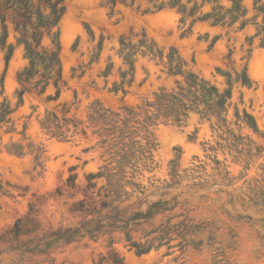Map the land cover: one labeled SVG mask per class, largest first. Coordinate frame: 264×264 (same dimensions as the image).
Returning <instances> with one entry per match:
<instances>
[{"label": "rangeland", "instance_id": "obj_1", "mask_svg": "<svg viewBox=\"0 0 264 264\" xmlns=\"http://www.w3.org/2000/svg\"><path fill=\"white\" fill-rule=\"evenodd\" d=\"M167 1L135 0L132 6L117 3L111 13L107 0H67L59 22L64 84L59 97L46 99L55 93L51 85L42 95L26 93L23 104L15 108L7 123L0 125V233L25 216L29 231L20 234L19 240L39 238L50 230L74 225L86 215V210L75 209V202L82 198L80 188L86 182L85 174L97 171L109 160L91 130L85 134L78 131L67 139L44 134L40 120L46 110L54 109L59 115L68 110V116L85 120L86 110L94 100L113 110H120L123 105L135 107L145 99L151 100L161 87L170 90L179 78L168 76L156 60L137 55L132 82L127 85L128 75L125 92L112 91L113 84L121 81V71L128 68L118 54L121 35L135 43L143 30L165 52L174 46L187 62V68L220 90L228 86L224 72H230L227 113L230 128L252 141V153L256 152V146L264 147V46L259 45L258 38L249 44L254 28L236 31L196 22L185 30L189 20L180 25L176 8L153 7ZM219 2L226 4L227 0ZM251 2L243 0L247 7ZM210 6L211 3H205L202 9L208 10ZM215 36L217 39L213 40ZM8 40L13 42L11 26ZM4 56L5 50L0 49V102L6 97L14 107L19 84L16 75L26 60L22 46L14 48L7 63ZM244 65L251 86L236 78ZM236 110L251 114L258 132L247 127L238 131L234 124ZM150 131L156 144L153 162L138 164L139 171L133 180L144 189V194L138 196L148 195L152 200L176 196L179 201L176 212L187 211L195 219L207 222L208 228L215 232L211 246L200 250L189 248L183 253L176 246L167 255L162 247L137 255L123 234L114 232L95 240L82 238L59 244L45 254L5 252L0 255V264H208L213 255L230 264H264L261 225L230 217L260 216L249 204L247 195L260 183L264 150L261 155H249L245 150L237 152L231 138L225 140L226 134L213 130L195 113L181 124L158 122ZM136 138L141 140L140 136ZM17 144L22 146L21 154L15 153L20 150L14 147ZM175 157H179L178 177L170 174V161ZM71 167L74 169L70 170ZM73 173L77 174L79 185L75 189L66 184V178ZM231 197L234 203L228 202ZM9 244L2 240L0 249ZM113 257L120 263H113Z\"/></svg>", "mask_w": 264, "mask_h": 264}, {"label": "trees", "instance_id": "obj_2", "mask_svg": "<svg viewBox=\"0 0 264 264\" xmlns=\"http://www.w3.org/2000/svg\"><path fill=\"white\" fill-rule=\"evenodd\" d=\"M135 0H107L110 12L117 3L132 6ZM67 0H0V49L5 50V62L12 56L16 46H22L23 58L26 64L17 72L18 87L15 90L17 101L12 107L6 97L0 102V125L10 120L11 113L17 106L23 104L24 95L34 92L37 95L45 93L51 85L54 95H47V100H56L64 85L61 69V41L59 22L66 10ZM205 3H211L208 10H203ZM176 8L180 15L179 23L185 30H190L196 22H206L211 26H223L236 31L247 27L254 28V34L249 39L252 44L258 38L259 45L264 46V0H252L247 7L243 0H227L226 4L219 0H168L153 7L157 10L163 7ZM9 26L13 31V42L9 41ZM137 42L128 37H119L118 54L123 58L127 69L121 71V81L113 84L112 91L125 92L126 77L132 82L135 57L147 56L161 64L168 76L179 77L174 86L168 90L164 87L153 93L151 100L145 99L139 105H123L113 110L99 100L92 101L87 110L85 120L68 116V110L59 115L56 110H46L40 120V129L44 134L58 139H67L73 133H86L91 130L99 138V146L109 155V160L99 166L95 172L85 174V184L81 186L82 198L75 202V209L86 210V215L74 225L53 229L39 238L19 240L22 233H28V216L17 218L13 225L4 233H0V242L4 239L10 244L0 249V255L5 252H17L23 255L45 254L59 244H68L82 238L95 240L102 235L121 232L130 249L137 255L151 250L166 248L164 255L171 254L172 248L178 246L181 253L189 248L200 250L211 246L216 238L215 232L208 228V223L190 216L187 211L176 212L179 201L176 196L151 199L143 195L144 189L139 182L133 180L139 171L138 164L145 166L152 163V150L155 138L150 128L158 122L181 124L191 113L198 115L200 121H207L216 132L222 131L227 138L232 139L231 145L237 152L246 151L249 155H261L264 147L256 146L252 153V141L246 136L235 133L230 128L227 119L229 99L231 98L230 72H224L227 78V88L220 90L215 84L187 68V62L174 46L165 52L155 41L149 38L145 31L137 35ZM217 39V36L213 40ZM106 75L108 71L104 72ZM237 80L243 85L251 86V80L244 65L236 74ZM2 86V85H1ZM234 124L238 131L243 127L258 132L255 119L243 110L234 113ZM140 136L141 140L136 137ZM246 138L247 142L243 139ZM240 145V146H239ZM22 153V146L17 144ZM103 156V154L101 155ZM38 155L35 156L37 159ZM170 161V174L177 176V159ZM106 161V159H104ZM71 167L70 170H73ZM77 174H70L66 184L72 189L76 183ZM100 183V184H99ZM195 185V184H194ZM249 204L260 212L258 218L250 215H230L237 221L261 225L260 238L264 245V156L261 165V180L256 188L247 195ZM242 200H244L242 198ZM234 203V198L228 200ZM32 209L29 205V210ZM159 219L156 221V218ZM210 236V238H209ZM171 250V251H170ZM113 263H120L112 258ZM208 264L225 263L213 255Z\"/></svg>", "mask_w": 264, "mask_h": 264}]
</instances>
